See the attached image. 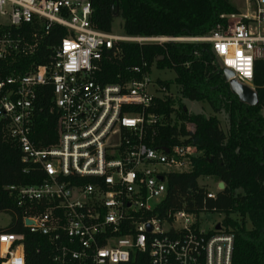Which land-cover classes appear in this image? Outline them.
Listing matches in <instances>:
<instances>
[{
	"label": "built area",
	"instance_id": "built-area-1",
	"mask_svg": "<svg viewBox=\"0 0 264 264\" xmlns=\"http://www.w3.org/2000/svg\"><path fill=\"white\" fill-rule=\"evenodd\" d=\"M247 4L249 14L241 9L220 15L225 26L206 36L174 38L100 31L90 21L87 0H0V25L31 29L29 39L2 34L0 59L32 54L52 26L67 31L51 46L46 63L0 76L4 136L46 176L37 185L8 186L17 205L25 206L24 229L0 232V264H27V234L46 239L49 264H231L233 234L221 221L206 232L195 213L152 215L165 197V175L189 172L198 155L190 144L153 148L145 143L161 118L149 111L153 99L165 88L143 70L145 63L121 83L102 84L93 75L104 51L118 41H205L221 67L233 72L232 80L249 87L245 82L252 83L254 61L263 53L264 0ZM45 87L51 88L48 109L58 115L57 137L40 145L32 130L36 99Z\"/></svg>",
	"mask_w": 264,
	"mask_h": 264
},
{
	"label": "trees",
	"instance_id": "trees-1",
	"mask_svg": "<svg viewBox=\"0 0 264 264\" xmlns=\"http://www.w3.org/2000/svg\"><path fill=\"white\" fill-rule=\"evenodd\" d=\"M90 21L103 32H110L115 17L121 31L130 37L197 38L206 36L217 25L225 26L220 15L239 13L230 0H87ZM117 11V14L114 12ZM247 21V20H246ZM30 28L0 25V37L9 33L26 38ZM66 30L52 26L30 55H9L0 59V76L20 75L50 59L51 46L66 36ZM170 70L173 77L153 81L165 91L153 99L149 111L160 121L149 128L155 134L145 143L153 148L174 144L193 145L198 155L189 172L165 175L166 193L152 215L163 219L169 212H216L223 215L221 225L233 234L231 264H264V47L253 64L252 84L256 101L246 103L222 79L221 65L205 41L122 42L106 49L94 73L102 84L121 83L135 77L131 69L142 66ZM51 88L45 87L36 99L37 114L33 138L40 145L55 143L57 113L48 109ZM181 99L204 101L218 114L227 113L224 132L219 118L183 110ZM189 135V136H188ZM46 178L41 169L25 162L17 143L5 138L0 118V213L10 216L0 232L23 231L15 191L8 186L37 185ZM202 178L223 183L212 197ZM41 209V206H38ZM24 252L27 264H49L50 247L44 237L27 234Z\"/></svg>",
	"mask_w": 264,
	"mask_h": 264
},
{
	"label": "rangeland",
	"instance_id": "rangeland-1",
	"mask_svg": "<svg viewBox=\"0 0 264 264\" xmlns=\"http://www.w3.org/2000/svg\"><path fill=\"white\" fill-rule=\"evenodd\" d=\"M230 1L236 7H238L239 10L245 9V12L249 14V12L246 10L248 8L247 0H230ZM120 25H121V19L115 17L110 32L115 35L124 36L122 34ZM173 75H174L173 72L170 70L167 69L160 70L157 68H153L150 76L151 79L154 80L157 77L162 79H169L172 78ZM229 85L232 91H234L242 101L246 103H254L256 101L254 91L250 92L252 90H250L249 87H247L243 83L236 80H231ZM181 102L183 104V107H185L189 113H203L206 116H213L215 114L211 110L209 105L204 101H192L188 99H181ZM262 112L264 113V109ZM215 115L220 120V126L222 130L226 132L229 126L227 113L221 111L220 113ZM199 183L203 184L211 192L216 191V183L211 178H202L199 180ZM197 217L200 223V227L207 232V231H211L214 225L222 220L223 215L216 212H200L197 215ZM9 222H10V216L5 213H0V228L6 227L9 224Z\"/></svg>",
	"mask_w": 264,
	"mask_h": 264
},
{
	"label": "water",
	"instance_id": "water-1",
	"mask_svg": "<svg viewBox=\"0 0 264 264\" xmlns=\"http://www.w3.org/2000/svg\"><path fill=\"white\" fill-rule=\"evenodd\" d=\"M113 1H116V0H113ZM114 14H117V11L114 12ZM221 71H222V79H223L224 81H226V82H230V81L232 80V77H233V72H232L230 69L225 68V67H221ZM245 83H246L249 87H251V88L254 89L252 83H250V82H245ZM250 92H251V91H250ZM183 110H186V108L183 107ZM165 151H166V150H165ZM159 179L161 180V177H159ZM217 187H218V189H222V188H223V183H222V182H219V183L217 184ZM25 223H26V224H30L31 221H30V220H26ZM218 228H219V224H216V225H215V229H218Z\"/></svg>",
	"mask_w": 264,
	"mask_h": 264
},
{
	"label": "crops",
	"instance_id": "crops-1",
	"mask_svg": "<svg viewBox=\"0 0 264 264\" xmlns=\"http://www.w3.org/2000/svg\"><path fill=\"white\" fill-rule=\"evenodd\" d=\"M253 91H254V89H253ZM253 91H251V92H253ZM254 93H255V91H254Z\"/></svg>",
	"mask_w": 264,
	"mask_h": 264
}]
</instances>
